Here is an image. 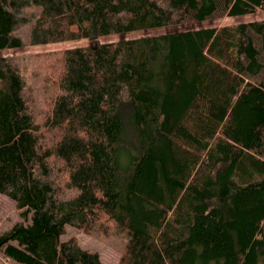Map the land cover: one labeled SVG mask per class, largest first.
Here are the masks:
<instances>
[{"label": "trees", "instance_id": "16d2710c", "mask_svg": "<svg viewBox=\"0 0 264 264\" xmlns=\"http://www.w3.org/2000/svg\"><path fill=\"white\" fill-rule=\"evenodd\" d=\"M264 0H0V235L18 264H264ZM181 27L100 42L113 35ZM256 40L260 43L257 46ZM83 44L65 46L82 42ZM0 264H3L0 261Z\"/></svg>", "mask_w": 264, "mask_h": 264}, {"label": "rangeland", "instance_id": "374dc122", "mask_svg": "<svg viewBox=\"0 0 264 264\" xmlns=\"http://www.w3.org/2000/svg\"><path fill=\"white\" fill-rule=\"evenodd\" d=\"M224 15V8L223 4L220 3L219 10L216 12V14L207 22H204L202 24H195L188 26L187 28H202L207 26H218L224 23H240V22H252L256 20H262L264 19V12L260 11L256 14L244 16V17H229V18H223ZM176 30H181V27H166L161 29H155L152 31H143V32H134L130 34L125 35H113L107 38H103L99 40L102 42H108V41H117L120 39H126V38H137L142 36H149V35H155V34H167L171 32H175ZM258 48H260V43L258 40H256ZM82 42H76L71 44H66L65 46H72V45H78L83 44ZM63 45L60 43H47L44 45H39L35 47L25 48L18 51H4L0 52V57H7V56H13V55H24V54H30V53H37L39 51H49V50H56L60 49ZM261 61L264 64V58L261 57ZM264 77V70L261 74L254 77L255 80L259 81ZM21 210H19L16 206V203L10 199L8 196L0 194V235L4 233L5 231L9 230L14 223L21 220ZM76 237L81 246L85 249H91L93 251L98 252L101 255L103 264H116L117 260L119 258V254L115 252L113 249H111L105 242H103L100 239L88 236L83 234L82 232L73 229L69 227L67 229V234L63 238V240H67L69 238ZM0 261L3 264H18L15 261L11 260L10 258H7L3 253H0Z\"/></svg>", "mask_w": 264, "mask_h": 264}]
</instances>
